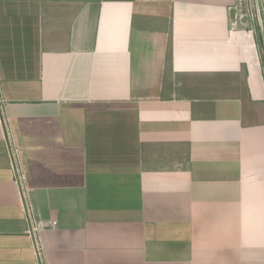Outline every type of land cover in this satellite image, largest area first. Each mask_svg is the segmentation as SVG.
<instances>
[{
    "label": "crops",
    "instance_id": "1",
    "mask_svg": "<svg viewBox=\"0 0 264 264\" xmlns=\"http://www.w3.org/2000/svg\"><path fill=\"white\" fill-rule=\"evenodd\" d=\"M248 10L0 0V264H264Z\"/></svg>",
    "mask_w": 264,
    "mask_h": 264
},
{
    "label": "built area",
    "instance_id": "2",
    "mask_svg": "<svg viewBox=\"0 0 264 264\" xmlns=\"http://www.w3.org/2000/svg\"><path fill=\"white\" fill-rule=\"evenodd\" d=\"M245 2L246 8H249L248 11H250L249 16L252 19L251 32L252 34H254L255 39L257 40L259 56L261 55L264 58V2H262L261 0H245ZM258 35H260L261 38L260 44L258 40ZM51 225L54 226L55 223H52ZM36 230L37 228H33V231Z\"/></svg>",
    "mask_w": 264,
    "mask_h": 264
},
{
    "label": "water",
    "instance_id": "3",
    "mask_svg": "<svg viewBox=\"0 0 264 264\" xmlns=\"http://www.w3.org/2000/svg\"><path fill=\"white\" fill-rule=\"evenodd\" d=\"M239 5H240L241 14H242L243 18L247 19V8H246L245 0H239ZM232 13L234 14V11ZM248 32H249V34L251 36L252 32L249 30V27H248Z\"/></svg>",
    "mask_w": 264,
    "mask_h": 264
},
{
    "label": "trees",
    "instance_id": "4",
    "mask_svg": "<svg viewBox=\"0 0 264 264\" xmlns=\"http://www.w3.org/2000/svg\"><path fill=\"white\" fill-rule=\"evenodd\" d=\"M258 40H259V44H260V42H261V38H260V35H258ZM262 67H263V70H264V61H263V58H262Z\"/></svg>",
    "mask_w": 264,
    "mask_h": 264
},
{
    "label": "rangeland",
    "instance_id": "5",
    "mask_svg": "<svg viewBox=\"0 0 264 264\" xmlns=\"http://www.w3.org/2000/svg\"><path fill=\"white\" fill-rule=\"evenodd\" d=\"M261 58H263V56L260 55V60H261ZM263 61H264V58H263ZM263 75H264V71H263Z\"/></svg>",
    "mask_w": 264,
    "mask_h": 264
}]
</instances>
